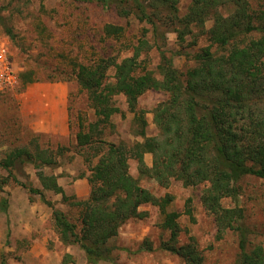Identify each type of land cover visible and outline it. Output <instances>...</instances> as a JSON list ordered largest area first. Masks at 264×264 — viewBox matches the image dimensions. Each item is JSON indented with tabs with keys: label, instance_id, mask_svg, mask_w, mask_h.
I'll list each match as a JSON object with an SVG mask.
<instances>
[{
	"label": "trees",
	"instance_id": "trees-1",
	"mask_svg": "<svg viewBox=\"0 0 264 264\" xmlns=\"http://www.w3.org/2000/svg\"><path fill=\"white\" fill-rule=\"evenodd\" d=\"M76 1L97 2L104 7L111 3V0ZM179 2L122 0L117 5L118 14L133 15L150 24L160 55L156 72L136 73L140 67L138 56L149 47L146 39L140 40L131 56L120 61L109 57L99 58L92 65H78L77 82L87 91L97 117L88 124L87 131L81 130L80 125L75 135L78 147L96 152L93 157L97 161L90 166L87 177L88 197L80 200L66 195L54 174L40 176L41 188L13 177L17 184L37 194L52 208L60 241L77 245L89 264L99 261L117 264L110 240L117 236L122 224L145 217L147 213L140 209L142 205H155L164 211L172 201L171 195L156 196L139 184L129 172L130 158L137 161L140 174L154 179L160 186L167 187L171 180L185 186L204 184L202 202L212 214L219 236L227 230L238 234L239 255L235 264H264V247L261 244L250 247L243 209L237 203V182L242 176L264 179V10L253 9L250 0H190L186 12L180 14ZM209 20L212 24L206 27ZM0 21L3 23L1 17ZM103 31L108 37H118L123 27L107 23ZM5 32L12 38L8 28ZM168 32L176 34L181 47L187 36L194 46L202 36L209 41L194 52L178 51L194 62L185 71L175 67L173 53L169 55L164 47ZM251 34L257 37L246 40ZM110 68H114L113 83L108 82ZM21 78L22 91L35 81L26 74ZM148 90L167 95L153 109L157 136H147L146 118L137 109L139 97ZM118 94L124 96L128 111L134 113L132 129L141 138L131 145L105 142L95 135L100 124H107L113 114L121 112L112 102ZM145 153L152 155L151 167L144 160ZM23 164L50 167L56 161L37 145L36 151L27 145L14 147L0 160L8 175L12 168ZM7 180V177L0 180V190ZM45 190L61 194L63 202L75 206L77 221L55 208L45 197ZM227 198L235 205L223 206L222 200ZM7 207V198L1 199L0 210L7 213ZM178 217L176 211L165 213L162 228L169 232V238L161 243V248L186 264H203V256L194 241L179 242ZM6 225L8 237L9 219ZM74 262L73 256L65 253L58 264ZM0 264H6V260L2 258Z\"/></svg>",
	"mask_w": 264,
	"mask_h": 264
},
{
	"label": "rangeland",
	"instance_id": "rangeland-1",
	"mask_svg": "<svg viewBox=\"0 0 264 264\" xmlns=\"http://www.w3.org/2000/svg\"><path fill=\"white\" fill-rule=\"evenodd\" d=\"M122 1V0H121ZM120 0H111L108 7L97 2L76 0H0V34L7 41L10 59L20 80L17 92L0 91V160L10 149L27 145L36 151L42 148L46 156L56 161L54 166L23 164L8 171L0 166V180L7 177V183L0 190V200L7 198V213L0 210V260L6 264H58L65 253L75 259L70 264H89L84 252L77 245H65L60 239L52 220V208L48 207L37 194L17 184L13 177L28 186L41 188L39 178L45 174L59 172L66 195L85 199L90 192L89 168L97 159L92 148L78 147L75 134L87 131L88 124L97 119L90 104L88 93L76 79L79 64L92 65L99 58L116 57L120 61L131 56L141 39L149 47L138 56L140 67L137 74L156 70L160 60L149 23L141 22L133 15L118 14ZM255 10H264V0H250ZM190 0H180L179 13L184 14ZM107 23L123 27L118 37H108L103 28ZM212 21L206 22L210 27ZM11 31L12 38L5 30ZM257 37L251 34L246 40ZM187 36L181 47L173 32L166 34L164 47L173 53V62L180 71L194 65L180 51H196L209 43L206 36L198 38L197 44H190ZM214 50L216 49L213 47ZM179 51V52H178ZM156 72V71H155ZM108 82L113 83L114 68L108 71ZM22 74L35 81H66L69 84L70 134L62 144L26 131L19 123L17 114L18 95L22 92ZM20 76V77H19ZM21 78V79H20ZM12 92V93H11ZM9 97L13 98L12 100ZM167 95L161 91L148 90L137 103L140 114L146 118L147 136H157L153 122V109ZM112 102L120 113L111 116L110 122L100 124L96 138L105 142L127 145L140 141L132 129L134 113L128 111L122 94L113 96ZM43 145H42V144ZM97 144H94V147ZM88 158L89 160H86ZM147 166H152V155L146 154ZM130 174L139 184L156 196H172L164 211L155 205H142L146 216L126 221L116 237L110 240L114 247L112 256L117 264H186L178 256L161 248L169 238V232L162 228L166 212L179 213L180 243L194 241L203 256V264H235L239 255L238 234L227 230L221 236L212 214L202 202L205 185L202 183L185 186L178 180H171L167 187L160 186L154 179L140 174L137 161L128 160ZM59 166V167H58ZM79 177L86 180L78 183ZM238 205L243 209L244 223L249 230L250 247L261 244L264 247V179L245 175L237 182ZM45 197L55 208L64 211L72 221H77L78 209L62 201L61 194L45 190ZM223 206H234L230 198L222 200ZM6 219H9V236H6ZM146 247H150L149 249ZM97 264H112L99 261Z\"/></svg>",
	"mask_w": 264,
	"mask_h": 264
},
{
	"label": "crops",
	"instance_id": "crops-1",
	"mask_svg": "<svg viewBox=\"0 0 264 264\" xmlns=\"http://www.w3.org/2000/svg\"><path fill=\"white\" fill-rule=\"evenodd\" d=\"M69 93L70 88L66 81H33L28 83L17 96L19 123L26 128V131L50 139L56 142V145L59 143L61 145L71 131ZM146 154L151 153H145L144 160H146ZM53 174L57 176V183L64 190L58 177L59 172H53ZM85 180L84 177H79L78 183L83 184Z\"/></svg>",
	"mask_w": 264,
	"mask_h": 264
},
{
	"label": "built area",
	"instance_id": "built-area-1",
	"mask_svg": "<svg viewBox=\"0 0 264 264\" xmlns=\"http://www.w3.org/2000/svg\"><path fill=\"white\" fill-rule=\"evenodd\" d=\"M18 83V74L10 59L8 43L0 34V91L13 90Z\"/></svg>",
	"mask_w": 264,
	"mask_h": 264
}]
</instances>
